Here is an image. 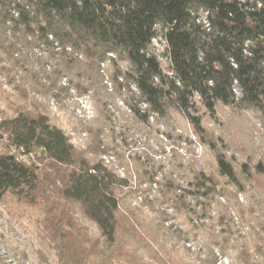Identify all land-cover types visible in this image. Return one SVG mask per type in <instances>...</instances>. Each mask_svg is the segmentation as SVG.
Instances as JSON below:
<instances>
[{
    "label": "trees",
    "instance_id": "1",
    "mask_svg": "<svg viewBox=\"0 0 264 264\" xmlns=\"http://www.w3.org/2000/svg\"><path fill=\"white\" fill-rule=\"evenodd\" d=\"M157 38L166 68L150 53ZM36 49L54 61L51 74L33 70ZM116 58L126 70L116 68L112 77L135 87V116L146 121L150 112L164 118L177 111L206 141L214 167L189 165L161 179L146 172L158 194L145 202L157 216L145 215L122 206L124 182L85 158L34 105L0 113L7 147L0 152V199L10 193L38 211V236L53 260L39 251L36 264H219L228 257L264 264V163L235 167L203 126L223 107L255 113L264 129V0H0V76L20 97H27L28 72L38 91L43 78L51 88L53 77L88 83ZM19 69L26 74L17 80ZM250 191L240 204L236 194ZM170 220L184 228L165 225Z\"/></svg>",
    "mask_w": 264,
    "mask_h": 264
},
{
    "label": "rangeland",
    "instance_id": "2",
    "mask_svg": "<svg viewBox=\"0 0 264 264\" xmlns=\"http://www.w3.org/2000/svg\"><path fill=\"white\" fill-rule=\"evenodd\" d=\"M150 53L157 58L162 68L168 66L160 38L152 42ZM47 57L48 52L45 50L40 53L37 49L33 51L29 58L32 59L35 72L43 69L44 73L51 74L54 61ZM42 60L43 67H40ZM116 68L125 72L124 60L116 58L115 65L106 62L100 67L103 71L99 70L88 83L70 76L53 77L52 81L56 85L51 88L49 80L43 78L38 91L30 84L32 79L27 75L29 72L26 74L19 69L16 79L26 76L23 78L27 94L25 98L20 97L0 76V113L9 117L13 115L12 108L15 105L28 109L34 105L36 110L48 117L52 125L66 134L70 143L85 158L100 162L124 182V186L117 191L122 206L138 209L145 215H156L151 214L145 204L158 194L156 188L149 184L146 172H155L161 179L176 170L189 168V165L210 170L214 167V158L206 141L177 111H169L164 118L152 112L146 121L137 118L129 103L130 98L137 93L122 76L118 75L117 81L113 80ZM77 84L81 85L80 88ZM136 108L140 112L145 109L140 103L136 104ZM203 126L208 138L213 140L219 150H226L227 157L235 167L244 162L264 163V129L255 113L219 107L216 119L207 116ZM6 149L5 142L0 140V152ZM16 156L26 163L37 162L34 155L16 152ZM173 176L176 177L175 174ZM253 193L255 191H250L245 196L237 193L238 202L246 206V198L249 199V194ZM39 217L35 208L18 203L10 193L0 199V258L3 264L39 263L43 260L37 257L39 251L44 258L53 260V251L40 242L38 236ZM169 224L174 229L184 228L182 224L171 220L165 225ZM190 245L193 255L199 252L194 242ZM231 262L228 257L219 261V264Z\"/></svg>",
    "mask_w": 264,
    "mask_h": 264
},
{
    "label": "built area",
    "instance_id": "3",
    "mask_svg": "<svg viewBox=\"0 0 264 264\" xmlns=\"http://www.w3.org/2000/svg\"><path fill=\"white\" fill-rule=\"evenodd\" d=\"M204 23H205V22H204ZM207 25H208V24H206V26H207ZM155 40H156V39H155ZM155 40H153L152 42H154ZM103 65H104V64H101V65H100V67H103ZM100 71H103V70H102V69H100ZM120 80H121V79H120ZM133 88H134V90H135V93H136V89H135V87H134V86H133ZM144 107H145V106H144Z\"/></svg>",
    "mask_w": 264,
    "mask_h": 264
}]
</instances>
